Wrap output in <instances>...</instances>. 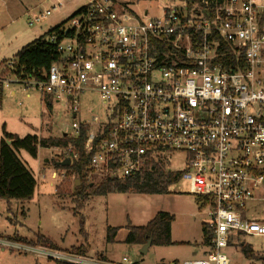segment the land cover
Segmentation results:
<instances>
[{
  "label": "built area",
  "instance_id": "obj_1",
  "mask_svg": "<svg viewBox=\"0 0 264 264\" xmlns=\"http://www.w3.org/2000/svg\"><path fill=\"white\" fill-rule=\"evenodd\" d=\"M65 1L54 0L29 24ZM128 4L86 0L46 39L57 58L43 78L15 77L68 107L62 110L72 122L62 136L76 139L87 129L83 177L91 186L144 180L155 167L179 173L171 185L188 182L208 207L212 235L205 257L181 264H232L225 250L234 234L264 236V223L245 216L250 201L264 200V0H165L154 16ZM91 92L105 113L82 119L81 102ZM60 154L71 164L80 155L72 143ZM178 155L183 169L172 164ZM52 176L66 179L65 172ZM0 244L54 262L136 264L127 256L119 262L42 244Z\"/></svg>",
  "mask_w": 264,
  "mask_h": 264
},
{
  "label": "rangeland",
  "instance_id": "obj_2",
  "mask_svg": "<svg viewBox=\"0 0 264 264\" xmlns=\"http://www.w3.org/2000/svg\"><path fill=\"white\" fill-rule=\"evenodd\" d=\"M53 1L0 0V80H9L8 85L3 83L0 135L5 127L7 131L21 136L39 134L61 137L68 127L67 123L72 122V115L62 110L68 108L66 105L52 101L49 114L43 106L41 90L18 82L15 75L8 71V61L22 47L40 37L47 39L48 31L68 20L86 0H67L62 10L57 9L40 22L30 25L29 20L50 8ZM120 1L129 2L131 9L149 16L158 15L165 3V0ZM81 103L82 111L78 117L82 119L88 120L91 114L103 116L105 113V105L94 92L85 94ZM60 153L59 147L39 148L37 158L25 150L19 153L21 160L29 165L37 184L31 199L0 198V238L28 244L29 240L45 235L61 250L77 252L82 247L86 248L85 252L106 253L110 261L121 262L122 257L127 256L136 264H181L185 260L205 257L208 247L202 241V226L211 219L207 214L208 207L189 193L187 181L181 180L169 186L168 192L162 194L129 191L94 195L85 189L84 195H79L75 192L81 184L79 176L55 164L61 161ZM181 157L178 155L172 161L177 169L184 168ZM53 172H65L66 179L53 177ZM77 180L80 181L78 184ZM98 186L96 184L94 188ZM259 197L246 205L245 216L264 223V200ZM159 212L174 216L171 243L152 244L146 253H142L145 243L140 240L127 242L126 239L132 227L145 226ZM109 227L119 228L114 242L107 240ZM235 236L232 245L225 250L232 264H264V236ZM242 244L252 248L253 257L245 256ZM0 264L57 263L34 251L0 244Z\"/></svg>",
  "mask_w": 264,
  "mask_h": 264
},
{
  "label": "trees",
  "instance_id": "obj_3",
  "mask_svg": "<svg viewBox=\"0 0 264 264\" xmlns=\"http://www.w3.org/2000/svg\"><path fill=\"white\" fill-rule=\"evenodd\" d=\"M53 27L48 31L51 34L57 30L61 24ZM57 58L54 45L50 44L43 37L22 47L14 59V66L9 67V72L17 76L19 79H26L34 76L37 79H42L44 71L48 69L50 64ZM4 84L0 82V105L2 102ZM42 103L45 109L51 114V100L47 95H42ZM87 136V129L82 128L80 135L76 139L61 137H44L37 134H28L20 137L16 134L3 131V137L0 141V198L11 200H28L33 197L37 180L34 174L27 168L26 164L19 157V152L25 150L30 156L36 158L39 148L59 147L65 148L69 143L75 146L79 151V160L73 161L69 166L63 167L71 170L79 176L81 181L75 192L79 195H84L85 189L90 190L92 194H108L112 192H137L143 194H162L168 192L169 186L176 182L180 174L166 173L159 167H155L154 171L148 173L144 180H127V181H105L97 188L87 183L83 177V172L86 169L89 156L84 154V143ZM64 159V157H63ZM57 162V161H56ZM62 167V166H58ZM174 216L167 212H159L145 226L132 227L126 239L127 242H135L137 240L146 243L148 239H152V244H170L171 243V223ZM203 243L210 244L211 233L208 230L207 223H203ZM119 228L109 227L107 240L114 242L115 236ZM83 227L81 232H83ZM137 235L139 236L138 238ZM240 237L238 234L237 238ZM37 244L46 245L54 248L55 245L44 236H40ZM34 242L32 244H35ZM232 239L229 241V246L232 245ZM245 256L253 257L252 248L242 244ZM85 252L82 248L79 250ZM57 264H69L64 262H56ZM168 264V263H161ZM173 264H177L176 262Z\"/></svg>",
  "mask_w": 264,
  "mask_h": 264
},
{
  "label": "crops",
  "instance_id": "obj_4",
  "mask_svg": "<svg viewBox=\"0 0 264 264\" xmlns=\"http://www.w3.org/2000/svg\"><path fill=\"white\" fill-rule=\"evenodd\" d=\"M119 2H123V1H120L119 0ZM127 3H129V2H127ZM65 6V5H64ZM62 10V9H61ZM15 93V91L14 90H12V94H14ZM6 131V132H8V133H12V132H10V131H7L6 129H5V127H4V129H3V131ZM3 131H2V135H0V141H1V139H2V137H3ZM12 134H16V133H12ZM17 135V134H16ZM28 135V134H27ZM37 135H39V134H37ZM18 136H20V137H24V136H26V135H23V136H21V135H18ZM40 136V135H39ZM21 151H23V150H21ZM20 151V152H21ZM19 152V153H20ZM19 156H20V154H19ZM38 156V155H37ZM37 158V157H36ZM26 166H27V164H26ZM27 168L31 171V169L29 168V165L27 166ZM32 172V171H31ZM33 173V172H32ZM54 173V172H53ZM53 173H52V175H53ZM253 201V200H252ZM236 234H234L233 235V237H232V241H234V239H235V236ZM237 236H238V234H237ZM39 237L40 236H38V238L37 239H31V240H29V243H35V242H37L38 241V239H39ZM44 237H46L45 235H44ZM48 240H50L54 245H55V243L50 239V238H48V237H46ZM0 239H4V238H0ZM12 241H16L15 239H13ZM202 241H203V237H202ZM16 242H19V241H16ZM35 244H37V243H35ZM87 244V249H88V243H86ZM73 246V245H72ZM231 246V245H230ZM55 247H57L58 248V246L57 245H55ZM208 247V246H207ZM82 248V247H81ZM209 248V247H208ZM84 250V249H83ZM85 250H86V248H85ZM208 252V251H207ZM86 253H88V254H96V253H98V254H100V255H102V256H104L105 258H107V259H109L108 258V256L106 255V253H103V252H95V253H89V250L86 252ZM206 255V254H205ZM110 260V259H109ZM169 264V263H168ZM170 264H173V263H170Z\"/></svg>",
  "mask_w": 264,
  "mask_h": 264
},
{
  "label": "water",
  "instance_id": "obj_5",
  "mask_svg": "<svg viewBox=\"0 0 264 264\" xmlns=\"http://www.w3.org/2000/svg\"><path fill=\"white\" fill-rule=\"evenodd\" d=\"M57 166H62V167H66V166H69L71 164V159L70 158H65L64 160H61V161H57L55 163ZM80 181L77 180V184L79 183ZM152 245V239H148L147 242L143 245L142 249H141V252L142 253H146L148 248Z\"/></svg>",
  "mask_w": 264,
  "mask_h": 264
}]
</instances>
